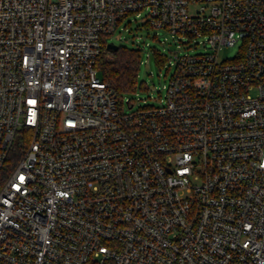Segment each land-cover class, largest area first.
Wrapping results in <instances>:
<instances>
[{
  "label": "built area",
  "instance_id": "2783aa9c",
  "mask_svg": "<svg viewBox=\"0 0 264 264\" xmlns=\"http://www.w3.org/2000/svg\"><path fill=\"white\" fill-rule=\"evenodd\" d=\"M143 11L204 52L135 109L95 65ZM0 264H264V0H0Z\"/></svg>",
  "mask_w": 264,
  "mask_h": 264
},
{
  "label": "rangeland",
  "instance_id": "374dc122",
  "mask_svg": "<svg viewBox=\"0 0 264 264\" xmlns=\"http://www.w3.org/2000/svg\"><path fill=\"white\" fill-rule=\"evenodd\" d=\"M147 14L143 11L141 17L130 15L112 36L106 38L107 43L141 51L138 87L134 92L124 94L125 101L134 100L135 109L139 106H159L161 99H165L167 91L164 86L169 84L175 71L171 63L176 60V55L204 52V48L197 46L192 39L151 27L145 20ZM237 50V47L225 48L220 53V60L234 58ZM106 57L111 59L112 55L107 53ZM125 110L131 112L127 106Z\"/></svg>",
  "mask_w": 264,
  "mask_h": 264
},
{
  "label": "trees",
  "instance_id": "16d2710c",
  "mask_svg": "<svg viewBox=\"0 0 264 264\" xmlns=\"http://www.w3.org/2000/svg\"><path fill=\"white\" fill-rule=\"evenodd\" d=\"M107 53L112 55L111 59L106 57ZM95 66L103 81L122 98L124 94L132 93L138 87L141 51L124 45H120L117 50H110L108 43L104 42L103 51Z\"/></svg>",
  "mask_w": 264,
  "mask_h": 264
},
{
  "label": "water",
  "instance_id": "95a60500",
  "mask_svg": "<svg viewBox=\"0 0 264 264\" xmlns=\"http://www.w3.org/2000/svg\"><path fill=\"white\" fill-rule=\"evenodd\" d=\"M119 48L118 45H116L115 43L111 42L108 44V49L110 50H117Z\"/></svg>",
  "mask_w": 264,
  "mask_h": 264
}]
</instances>
